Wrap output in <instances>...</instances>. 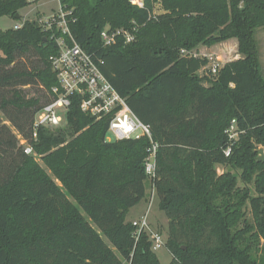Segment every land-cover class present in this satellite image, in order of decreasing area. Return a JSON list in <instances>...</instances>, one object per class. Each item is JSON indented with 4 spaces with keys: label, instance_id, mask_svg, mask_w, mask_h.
I'll list each match as a JSON object with an SVG mask.
<instances>
[{
    "label": "trees",
    "instance_id": "trees-1",
    "mask_svg": "<svg viewBox=\"0 0 264 264\" xmlns=\"http://www.w3.org/2000/svg\"><path fill=\"white\" fill-rule=\"evenodd\" d=\"M59 2L71 13L75 41L104 63L105 77L159 144L154 186L169 220L170 264H264V77L256 40L264 0H144L143 8L133 0ZM29 4L0 0V19L23 24L0 30V112L45 168L0 117V264H160L149 236L137 241L127 220L147 197L148 138L108 142L110 120L83 113L74 98L65 125L43 128L32 141L34 117L58 84L51 59L61 32L17 19ZM107 28L134 41L118 37L105 46ZM231 39L244 57L207 85L199 72L209 60L182 51ZM233 121L239 136L226 157ZM220 166L230 170L219 174ZM240 180L258 196L241 190Z\"/></svg>",
    "mask_w": 264,
    "mask_h": 264
},
{
    "label": "built area",
    "instance_id": "built-area-1",
    "mask_svg": "<svg viewBox=\"0 0 264 264\" xmlns=\"http://www.w3.org/2000/svg\"><path fill=\"white\" fill-rule=\"evenodd\" d=\"M135 5L144 7V0ZM70 12L60 4V9L53 16L44 20L39 18L38 23L44 30L54 33L55 28L61 32V36L53 35L58 46V54L51 59L53 72L56 74L58 84L51 89L52 101L40 109L32 125V141H38L39 131L43 128L55 130L65 125L66 116L72 106L74 98L80 103L83 113L92 116L97 121L109 119V128L106 136L108 142L122 140H139L148 138L151 147L145 161V172L151 184V202L155 191L156 162L159 144L153 140L150 127L144 124L130 109L127 99L123 98L112 86L101 70L104 64L96 61L73 38L67 24V16ZM23 24H17L14 28L21 29ZM102 40L105 46L116 43L118 37L125 38L126 43L134 41V36L125 30H111L107 28L102 32ZM185 55V51H183ZM186 56V55H185ZM222 66L215 64L210 68L212 76H217ZM229 146L225 156L229 157L232 147L238 139V127L233 121L227 130ZM111 135L112 141L108 139ZM21 139V138H20ZM21 146L28 156H35L33 144L22 138ZM137 228L135 238L138 241L142 233H146L153 244V250L157 251L166 246L162 235L151 230L147 215L132 222Z\"/></svg>",
    "mask_w": 264,
    "mask_h": 264
},
{
    "label": "rangeland",
    "instance_id": "rangeland-1",
    "mask_svg": "<svg viewBox=\"0 0 264 264\" xmlns=\"http://www.w3.org/2000/svg\"><path fill=\"white\" fill-rule=\"evenodd\" d=\"M137 3H140L141 0H136ZM29 5L20 11V16L23 18V21H38L39 18H42L44 20L48 19L49 17L53 16L55 13H57L60 9V2L59 0H29ZM156 14H161L163 13L161 10V6L157 5ZM17 24H21L19 21H16L10 17H3L0 19V30L7 31L11 28H14ZM256 40L258 43V49H259V55H260V66H261V71L264 77V28L258 29L256 32ZM185 51V55L189 57H195V58H201V59H208L209 64L207 67L203 68L199 72V76L203 79H205V83L209 85V79H213L214 76H212L210 72V68L215 65L219 64L220 66H225V64L229 62H233L236 60H239L243 58L244 56L239 53V44L237 40L231 39L226 42H222L219 44H216L212 47L209 46H204L200 45L197 48L187 51ZM182 51V54L184 55ZM184 55V56H185ZM31 61L29 62L27 60V64L30 67L31 62L34 61V58H30ZM30 90L29 96L33 97L36 96L38 93V88L34 89H27ZM0 117L2 118V125L5 124L7 125L13 134L16 136L18 140L19 146L22 143V138L19 136L18 132L12 128L9 122L6 121L4 118L2 112H0ZM21 138V139H20ZM109 140H113L111 135H108ZM260 151L264 152V149L260 148L259 149V154ZM261 156V155H260ZM36 160L41 164L42 167L45 168L41 161V157L38 156L37 154L34 156ZM230 169L220 166L218 169L219 174H222ZM236 173V171H233ZM48 173L51 175V173L48 171ZM60 185V183L58 182ZM147 197L144 199L140 205L136 206L133 208L128 217L127 220L129 222H133L135 220H139L141 217L147 215L148 218V223L150 225V228L153 232L159 233L162 235L163 239L165 242L168 240V235H169V220L166 217L165 213L161 211L160 206H159V198L157 194H154L153 201L151 202V184L148 181L147 182ZM238 187L241 190L248 189L249 190V195L252 197L258 196V193L255 190V187L253 184L246 185L243 181H239ZM244 211L246 214V220L248 222H252V213H251V207L249 201H247L246 206L244 207ZM156 254L159 263L160 264H170L172 261V255L170 254L169 250L167 249L166 246H164L162 249H159L157 251H154Z\"/></svg>",
    "mask_w": 264,
    "mask_h": 264
},
{
    "label": "water",
    "instance_id": "water-1",
    "mask_svg": "<svg viewBox=\"0 0 264 264\" xmlns=\"http://www.w3.org/2000/svg\"><path fill=\"white\" fill-rule=\"evenodd\" d=\"M16 18L19 19V18H20V15H17ZM260 154H261V156H260L259 161H260V162H264V152H263V151H260Z\"/></svg>",
    "mask_w": 264,
    "mask_h": 264
},
{
    "label": "crops",
    "instance_id": "crops-1",
    "mask_svg": "<svg viewBox=\"0 0 264 264\" xmlns=\"http://www.w3.org/2000/svg\"><path fill=\"white\" fill-rule=\"evenodd\" d=\"M140 204H141V203H140ZM140 204H139V205H140Z\"/></svg>",
    "mask_w": 264,
    "mask_h": 264
}]
</instances>
